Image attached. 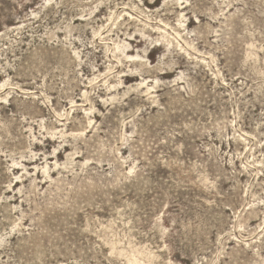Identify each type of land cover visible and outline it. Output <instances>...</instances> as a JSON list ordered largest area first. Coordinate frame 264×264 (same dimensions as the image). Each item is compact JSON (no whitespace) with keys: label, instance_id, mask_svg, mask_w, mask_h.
Listing matches in <instances>:
<instances>
[{"label":"rangeland","instance_id":"rangeland-1","mask_svg":"<svg viewBox=\"0 0 264 264\" xmlns=\"http://www.w3.org/2000/svg\"><path fill=\"white\" fill-rule=\"evenodd\" d=\"M0 264H264V0H0Z\"/></svg>","mask_w":264,"mask_h":264},{"label":"bare ground","instance_id":"bare-ground-1","mask_svg":"<svg viewBox=\"0 0 264 264\" xmlns=\"http://www.w3.org/2000/svg\"><path fill=\"white\" fill-rule=\"evenodd\" d=\"M47 168H48V167H47ZM24 169H25V168H24ZM24 169H23V170H24ZM45 171H46V170H45Z\"/></svg>","mask_w":264,"mask_h":264}]
</instances>
